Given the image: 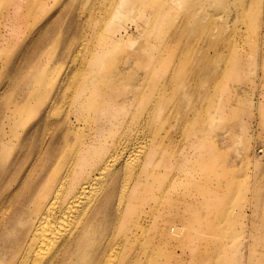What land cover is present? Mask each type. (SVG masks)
<instances>
[{"label":"rangeland","instance_id":"obj_1","mask_svg":"<svg viewBox=\"0 0 264 264\" xmlns=\"http://www.w3.org/2000/svg\"><path fill=\"white\" fill-rule=\"evenodd\" d=\"M263 8L264 0H0V264L22 260L48 202L57 209L76 196L75 172L91 180L92 150L97 164L114 156L124 165L153 146L204 186L177 176L162 205L168 221L152 237L153 222L135 223L112 248L98 242L109 250L102 264H264ZM31 73L38 83L24 81ZM85 87L115 116L78 118L73 99ZM82 141L91 148L80 150ZM66 169L72 180L57 197ZM49 179L55 186L36 213L32 198ZM110 221L109 208L95 234ZM92 247L85 241L68 264H89Z\"/></svg>","mask_w":264,"mask_h":264},{"label":"bare ground","instance_id":"obj_2","mask_svg":"<svg viewBox=\"0 0 264 264\" xmlns=\"http://www.w3.org/2000/svg\"><path fill=\"white\" fill-rule=\"evenodd\" d=\"M125 38L123 42L132 43L134 34L127 35ZM118 40H122V36ZM113 41L116 40L111 38L110 42L103 43L102 46L114 44ZM34 42L35 40L32 41V43ZM72 46V43L67 44L62 50L61 56H67ZM100 58L103 60L102 56L97 57V59ZM147 64H149L148 61ZM88 72L92 75L100 73L95 68H90ZM51 79L54 81V76ZM24 81L27 84H36L40 81V78L38 75L31 73L30 77L25 78ZM97 95L98 98L91 99L90 97L95 95H92L89 87H85L75 94L73 105L78 118H87L89 121L97 122L101 118L102 121H107L108 117L113 115L111 109L105 110V99L99 98L100 92ZM106 128L104 125L99 127L100 131ZM97 141L100 144L103 141V135H98ZM78 146L80 150L91 148V142L82 141L78 143ZM92 152H94L93 156H96L94 159L96 167L92 170L93 174L96 171L95 175L90 181L81 184L82 178L75 179L79 174L75 172L71 186L76 190V196L67 199L65 203H61V207L57 209V199H53V201L51 200L46 204L40 212L37 224L32 228L28 243L25 240L19 249L20 251L24 248L25 251L23 249L24 254L18 264H25L31 257L30 264H68L73 254L82 251L80 249L85 241L94 242V247L90 249L89 253V264H102L109 250L102 254L101 249L98 247V242H101L102 246L100 247L102 249L103 242H109L110 248H112L116 240L118 241L119 238L131 232V228L135 223H137L135 229L141 230L143 224L153 222V224L149 223V237H152L157 230V223L168 221L169 217L162 210V205L165 208L166 205L172 202L171 190L177 176L180 175L186 178L190 184L204 186L201 179L182 174V160H180V164L178 161H168L167 158L161 157L154 146L146 150L141 158L143 150L135 152L134 154L137 158L135 164L132 161H127L123 162L124 165H122L121 160L120 162L119 160H115L114 156H110L111 158L107 160L102 159L97 164L99 156L97 150H92ZM7 154L8 151L4 149L2 151L4 159ZM81 154L83 153L81 152ZM195 160L197 162L204 160V154L200 148L196 152ZM92 163L93 161L89 164ZM204 167H209V165L205 164L202 169L205 174H209V168L205 169ZM162 170H164V179L161 178ZM68 172L69 169H66L63 177L57 180V185L60 186L56 192L57 197L62 194V187L64 188V185L72 180L68 179ZM93 174L90 173L87 176ZM53 181L54 179H49L39 193L35 196L33 195L34 197L32 196V204H34V211L36 213L39 211L40 202L45 200L54 188L55 183L51 185ZM177 183L174 184V187ZM71 186L69 190H71ZM160 191L162 196L158 198L155 193ZM118 195L119 199H116ZM155 196L157 199L154 198ZM172 205L178 206L179 200H175ZM189 205L185 204L186 210H190L191 207ZM195 205L198 206V203ZM200 206L203 210H207L208 200L206 198L202 199ZM109 208L111 210L110 223L107 224L106 229L102 230L99 234H95L98 218L106 211H109ZM203 216L206 217L205 215ZM115 225H119L117 233L115 232ZM162 234H165L164 229H162ZM151 241L152 239L149 242ZM148 248H150V245ZM83 262L87 264L85 257L83 258Z\"/></svg>","mask_w":264,"mask_h":264},{"label":"crops","instance_id":"obj_3","mask_svg":"<svg viewBox=\"0 0 264 264\" xmlns=\"http://www.w3.org/2000/svg\"><path fill=\"white\" fill-rule=\"evenodd\" d=\"M260 255H263L262 253H260Z\"/></svg>","mask_w":264,"mask_h":264}]
</instances>
